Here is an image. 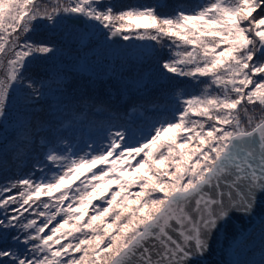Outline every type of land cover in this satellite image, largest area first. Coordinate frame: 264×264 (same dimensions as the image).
<instances>
[{"label":"snow or ice","instance_id":"snow-or-ice-1","mask_svg":"<svg viewBox=\"0 0 264 264\" xmlns=\"http://www.w3.org/2000/svg\"><path fill=\"white\" fill-rule=\"evenodd\" d=\"M118 6L106 0H0V122L20 92L12 146L0 166L27 158L47 113L49 93L63 105V73L26 75L58 49L33 39L43 22L83 24L82 70L91 39L155 42L161 76L188 78L199 93L177 92L142 127L106 129L90 151L47 148L24 177L0 184V264H204L213 238L232 217L264 204V0H206L190 9ZM94 22V23H93ZM204 78V79H202ZM151 75L128 87L146 89ZM264 240V217L260 220ZM232 264H264L259 259Z\"/></svg>","mask_w":264,"mask_h":264},{"label":"trees","instance_id":"trees-1","mask_svg":"<svg viewBox=\"0 0 264 264\" xmlns=\"http://www.w3.org/2000/svg\"><path fill=\"white\" fill-rule=\"evenodd\" d=\"M106 2L118 6L155 5L160 3L163 5L160 11L170 14L171 10L177 6L190 9L195 4L201 3L202 0H106ZM47 23L43 22L41 24L36 33L33 34V39L51 41L52 46L59 49L60 54L57 55V59H53V53L46 59L34 60L29 64L26 74L33 75V73H36L41 78L46 73L61 71L64 74L63 81L68 85L65 92L71 102L70 109L76 113L83 112L88 115L90 110L101 109L105 115V124L114 120L122 126L142 127L145 118L155 114L154 109L162 110L173 106L172 97L176 94V88L185 92L186 86L189 85L188 93L199 92L200 86H194L188 78L161 76L160 56L152 53L150 48H144L143 45L138 50H117L116 54L113 52L109 54L94 52L95 55L90 53L89 67L87 70H82L79 67V63L82 62H78L76 56L78 50L77 36H72L80 33H78V28L83 27L82 24L66 20L56 31L45 26ZM66 29L72 32L71 36L64 34ZM99 37H105L103 30L96 32L91 37L92 40L96 38L94 47L97 46ZM156 49L159 52V48ZM72 54H74L73 58H71ZM132 62L137 64V72L130 70L125 74L126 66L131 65ZM140 73H144L146 77L148 74L151 75V82L148 87L146 89L128 87L127 85H131L133 79ZM132 112H136L135 117L127 118L126 113ZM11 118L13 121V114H9L6 119L0 122V143L5 142L4 133L9 131L6 135L9 140L7 143L9 148L12 146L13 139V130H9L11 128L9 125ZM32 149L33 146L31 145L30 151ZM3 151L0 150V153H3ZM22 160L13 162L11 153L8 154L7 166H0V184L17 178ZM23 169L25 170L26 166H23Z\"/></svg>","mask_w":264,"mask_h":264},{"label":"rangeland","instance_id":"rangeland-1","mask_svg":"<svg viewBox=\"0 0 264 264\" xmlns=\"http://www.w3.org/2000/svg\"><path fill=\"white\" fill-rule=\"evenodd\" d=\"M206 2V0H202V3ZM89 22H85L82 24L83 27L78 28V33H82L85 30V27L88 26ZM94 23V22H93ZM59 25L55 28L58 31ZM51 28V27H50ZM64 34L72 35V32L69 29H66ZM72 36H77L72 35ZM93 42H96V38L93 39ZM144 45H154L156 48H159L158 45H155V42L149 41H138V40H130L123 41L120 37H114L111 39H106L105 37H99L97 46L94 47L93 51L101 54H109L118 52L117 50L122 49H134L138 50L140 46ZM68 46V45H67ZM57 49V48H56ZM59 49L52 55L53 59H57V55H59ZM74 57L72 54L71 58ZM144 59L143 56H141ZM140 62V61H139ZM138 63V62H137ZM63 65L64 62H62ZM80 67V66H79ZM137 64L133 63L131 65L126 66L125 74L128 71H136L137 72ZM131 73V72H130ZM31 79H39L36 73L26 74ZM190 86L187 85L185 88V92L188 93ZM201 86L199 87V91ZM183 91V90H182ZM179 90L176 91V93ZM199 93V92H198ZM87 96V95H86ZM57 97L53 94L49 93L43 99H39L36 102L37 109L43 108L47 113L45 118V123L42 127L37 128L34 136H33V149L28 153L27 158L22 160L21 168L18 170L17 178L24 177L28 175L30 172H35V176L39 178L43 175L39 171V169H33V165L37 160L43 161L44 152L47 148H58L62 145L63 141L60 140L59 135L71 136L75 135L76 144L74 145V150L76 153L82 154L83 152L90 151L86 145H94L97 149L101 148L106 144L105 136L107 135L106 129L110 127H119L116 122L113 121L110 125H105L103 119L101 118V109L98 110H90V114L86 115L83 112L76 113L70 109V99L68 98L67 93L65 92L64 102L60 109L55 110ZM80 99V98H79ZM78 99V100H79ZM79 107V106H78ZM24 111V101L22 94L20 92L16 93V99L9 104V113L16 117L18 112ZM10 129H14V124L12 122V118L9 121ZM96 126H100L99 128ZM9 131L4 133L5 142L0 143V150L3 151L5 148V144L9 142L6 135ZM90 137V138H88ZM67 145L66 149L68 148ZM61 151V150H59ZM23 166H26V169H23ZM262 243L261 229L260 224L252 231L249 237L243 241L236 249L237 260L242 262H247L250 260H258L259 252Z\"/></svg>","mask_w":264,"mask_h":264},{"label":"water","instance_id":"water-1","mask_svg":"<svg viewBox=\"0 0 264 264\" xmlns=\"http://www.w3.org/2000/svg\"><path fill=\"white\" fill-rule=\"evenodd\" d=\"M264 217V204H259L251 218L234 216L231 226L221 230L212 240L211 249L204 257V264H232L237 260L236 249L245 241Z\"/></svg>","mask_w":264,"mask_h":264}]
</instances>
